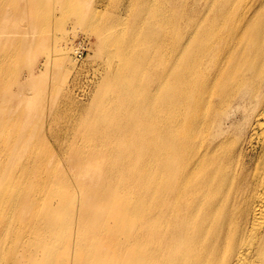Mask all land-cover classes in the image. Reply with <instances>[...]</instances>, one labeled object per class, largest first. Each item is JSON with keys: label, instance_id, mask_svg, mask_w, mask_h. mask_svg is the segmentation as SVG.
<instances>
[{"label": "bare ground", "instance_id": "1", "mask_svg": "<svg viewBox=\"0 0 264 264\" xmlns=\"http://www.w3.org/2000/svg\"><path fill=\"white\" fill-rule=\"evenodd\" d=\"M45 5L5 45H45ZM123 10L127 25L89 21L108 69L83 111L57 84L35 90L53 54L29 89L0 70V264H264V0Z\"/></svg>", "mask_w": 264, "mask_h": 264}, {"label": "rangeland", "instance_id": "2", "mask_svg": "<svg viewBox=\"0 0 264 264\" xmlns=\"http://www.w3.org/2000/svg\"><path fill=\"white\" fill-rule=\"evenodd\" d=\"M29 1L0 0V52L10 50L12 54L10 59L3 63L0 70L5 71L6 68L13 71L17 67L22 75L20 74L21 78L17 79V84L11 83L12 87L15 88L19 82L26 81L25 85L29 89L30 86L27 85H30V78L24 79L26 71L33 64L36 65L38 61L41 63L42 60L53 54L54 60L57 61L50 66L48 75L42 76L39 86L35 87V90H43L53 83L57 84L58 89L61 90L59 95H63V101L66 103L63 106L83 111L92 102V97L99 85L98 79H94V83L89 82L97 75L95 69H99L101 72L108 69L104 58L99 53L97 35L89 29V21L97 17L103 18V16L115 19L121 15L123 19L121 25H127L131 14L123 9L129 5V0H45V7L54 23L49 24L51 26L47 30L40 29L36 39L42 38L46 43L38 46L30 54L24 51L23 43L16 44L9 40L5 45L8 38L5 34L7 29L16 28L18 33L15 36L19 40L22 35L29 32L28 28L34 24L35 20H38L37 18H42L41 15L35 16L36 14L31 15L27 12L25 8ZM67 3L71 4L72 11L66 9ZM78 15L79 17H77ZM35 25H43V23L37 22ZM186 25L189 24L186 23ZM72 48L79 51V54L75 55L77 60L74 69L72 63L65 60L67 58L64 55L61 59L58 58L63 53L71 51ZM30 55H33L34 61L29 59ZM117 63H114V67ZM5 79L8 80V77ZM52 97V93L46 94L43 97L44 103L49 102ZM58 123L63 125L64 120L59 119ZM54 126L57 125L54 123Z\"/></svg>", "mask_w": 264, "mask_h": 264}]
</instances>
